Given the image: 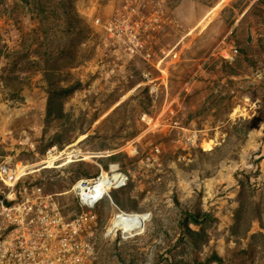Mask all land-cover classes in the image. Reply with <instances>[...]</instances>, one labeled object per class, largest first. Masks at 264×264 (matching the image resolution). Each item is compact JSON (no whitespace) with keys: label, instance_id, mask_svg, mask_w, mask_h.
Here are the masks:
<instances>
[{"label":"rangeland","instance_id":"rangeland-1","mask_svg":"<svg viewBox=\"0 0 264 264\" xmlns=\"http://www.w3.org/2000/svg\"><path fill=\"white\" fill-rule=\"evenodd\" d=\"M0 174V264H264V0H0Z\"/></svg>","mask_w":264,"mask_h":264},{"label":"bare ground","instance_id":"bare-ground-1","mask_svg":"<svg viewBox=\"0 0 264 264\" xmlns=\"http://www.w3.org/2000/svg\"><path fill=\"white\" fill-rule=\"evenodd\" d=\"M113 168L116 167L113 166ZM122 183V175L116 173L110 175L109 173L104 172L103 176L99 177L98 181L94 184H91L90 186L79 185L81 199L83 202H86V204L93 206L108 194L111 189L119 187ZM147 215L148 214H142L135 211L128 212L120 210L113 218L111 230H122L126 236L134 234L135 231H140L143 228L140 217H146Z\"/></svg>","mask_w":264,"mask_h":264},{"label":"built area","instance_id":"built-area-1","mask_svg":"<svg viewBox=\"0 0 264 264\" xmlns=\"http://www.w3.org/2000/svg\"><path fill=\"white\" fill-rule=\"evenodd\" d=\"M3 176V174H0V179L2 180V178H3V180H6V179H4V177H2ZM5 176L7 177V178H10V180H11V182L12 183H16L17 182V180L19 179V177H20V174H19V172L18 171H14V172H9V173H5ZM83 183V182H82ZM79 186H78V190H79ZM79 192H80V190H79ZM38 193H40V190L38 191ZM78 197H79V199L82 201V199H81V197H80V195L78 194ZM83 202V201H82ZM84 203V202H83ZM86 204V203H85ZM95 206V205H94Z\"/></svg>","mask_w":264,"mask_h":264},{"label":"water","instance_id":"water-1","mask_svg":"<svg viewBox=\"0 0 264 264\" xmlns=\"http://www.w3.org/2000/svg\"><path fill=\"white\" fill-rule=\"evenodd\" d=\"M120 206V205H119ZM121 208H123L122 206H120ZM140 219H141V223L143 224V226H144V223H145V216L144 217H140Z\"/></svg>","mask_w":264,"mask_h":264},{"label":"crops","instance_id":"crops-1","mask_svg":"<svg viewBox=\"0 0 264 264\" xmlns=\"http://www.w3.org/2000/svg\"><path fill=\"white\" fill-rule=\"evenodd\" d=\"M224 1H226V0H222V2H224Z\"/></svg>","mask_w":264,"mask_h":264}]
</instances>
